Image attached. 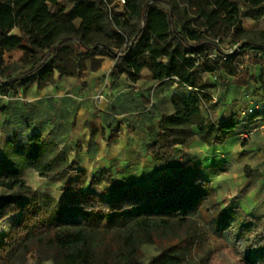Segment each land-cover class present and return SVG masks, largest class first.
I'll return each mask as SVG.
<instances>
[{
  "label": "trees",
  "instance_id": "trees-1",
  "mask_svg": "<svg viewBox=\"0 0 264 264\" xmlns=\"http://www.w3.org/2000/svg\"><path fill=\"white\" fill-rule=\"evenodd\" d=\"M112 3L74 0L68 13L52 14L49 6L57 7L59 0H0V54L20 50L38 57L15 79L0 81V98L8 92L15 95V85L25 92L30 85L41 86L54 72L65 75L61 64L66 57L95 55L99 49L98 56L115 59L112 78L125 73L133 83L146 67L154 81L173 78L178 87L193 88L186 97L171 96V114H163L154 139L142 146V154L152 162H168L194 134L207 148L223 147L234 138L242 124L236 116L218 124L201 114V107L212 99L210 85L198 77L210 71L204 63L208 50L221 55L217 43L223 37L264 54V32H246L241 24V18L264 20V0H124L122 12L111 16ZM143 54L147 66L137 62ZM78 68L76 64L67 75H79ZM9 72L0 66V78ZM258 81L264 83V69ZM248 117L247 124L264 118V110ZM29 143L39 152L57 150L54 142L44 144L39 134H33ZM64 165L75 178H61L63 205L35 195L19 203L29 191L18 177L21 171L0 180L1 190L17 194L0 197V222L17 215L0 244V264H25L29 257L51 264H214L201 224L219 221L226 213L216 209L210 213L204 205L208 200L216 205V192L196 156L180 165L179 172L188 174V181L165 174L151 188L132 185L102 194L91 190L115 185L108 169L101 170L99 179L89 180L85 170ZM35 170L40 177L53 172L50 164ZM174 205L192 210L178 213L171 209ZM71 213H80L82 222L66 221ZM243 220L255 221L244 214ZM255 231V245L263 247L264 224ZM153 245L157 254L144 261L142 248Z\"/></svg>",
  "mask_w": 264,
  "mask_h": 264
},
{
  "label": "rangeland",
  "instance_id": "rangeland-1",
  "mask_svg": "<svg viewBox=\"0 0 264 264\" xmlns=\"http://www.w3.org/2000/svg\"><path fill=\"white\" fill-rule=\"evenodd\" d=\"M112 2L110 15L120 14V3ZM73 4L74 0H59L57 7L49 6V11L52 14L68 13ZM217 45L221 55L207 51L204 63L210 71L200 74L198 80L210 85L207 92L212 101L207 107H201L204 117H211L221 124L234 115L242 123L234 138L223 147L207 148L194 134L168 162L149 160L141 149L154 139L161 116L168 112V95L176 93L177 97H183L186 91L171 88L173 85L169 80L155 85L156 82L144 78L145 74L142 86L131 89L130 93L133 96L139 92L142 95L139 102L116 101L114 92L119 85L126 87V84L112 82L110 70L115 59L109 57L112 59L108 69L99 72L96 79L88 77L89 70L99 69L97 57L101 52L97 49L95 55L80 56L79 60L66 57L61 64L65 75L54 72V75L59 74L57 78L53 75L37 86L41 90L33 97L36 99L27 101L19 85H15V95L8 92L6 100L0 99V180H9L11 174L21 171L18 177L25 181L29 191L18 199L19 203L35 195L41 201L52 197L63 205L65 194L61 178H75L73 173L65 172L64 164L85 170L89 180L99 179L101 170L108 169L115 185H102L91 190L102 194L132 185L151 188L165 174L188 181L189 175L179 172L180 165L196 156L203 164L205 180L216 192V205L209 200L204 205L210 213L214 209L226 213L219 221L201 224L205 248L212 252L211 261L214 264H263L264 246L255 245V230L258 224H264V138L253 135L242 141L237 135L240 132L248 134L250 130L247 124L250 118L242 112L252 103L264 107V84L258 81V75L264 69V54L257 49L243 50L228 37L221 38ZM37 59V56L20 50L1 53L0 66L8 68L10 74L0 81L15 79ZM137 62L147 66L149 61L146 56L138 55ZM76 64L79 75L68 76ZM241 81L245 83V91L240 88ZM157 92L161 95H155ZM98 97L102 99L98 101ZM33 134H39L44 144L54 141L57 150L37 151L33 143H29ZM47 164L53 172L40 177L36 166ZM16 195L0 189V197ZM171 209L178 213L192 210L189 206L179 205ZM243 214L255 221H244ZM12 216L0 222L1 243L11 230L3 232L11 223L9 219L15 221L17 218V215ZM65 219L78 223L82 222V215L71 213ZM142 249L144 261L158 252L155 245ZM46 262L37 263L35 258L29 257L25 264H49Z\"/></svg>",
  "mask_w": 264,
  "mask_h": 264
},
{
  "label": "crops",
  "instance_id": "crops-1",
  "mask_svg": "<svg viewBox=\"0 0 264 264\" xmlns=\"http://www.w3.org/2000/svg\"><path fill=\"white\" fill-rule=\"evenodd\" d=\"M241 24H242V26H243V29L246 31V32H252V33H258V32H264V20H257V21H255V20H252V19H250V18H241ZM238 45H239V43H238ZM244 50V49H243ZM144 56H146L145 54H143ZM99 60H100V64H99V69L97 70V71H93V70H89L88 71V73H89V75H88V77H90L91 79H96V78H94V77H96L98 74H99V72H103V70H107L108 69V67H109V63H110V61H111V59L112 58H109V57H107V56H105V55H103V56H98L97 57ZM110 59V60H109ZM114 59V58H113ZM165 61V59H162L160 62H164ZM112 69V68H111ZM111 71V70H110ZM146 74V75H145ZM58 75L59 74H56L55 73V77L57 78L58 77ZM144 75H145V77H144ZM144 78H149L152 82H156L155 83V85H159V83L160 82H162V81H164V80H169L170 81V84H172L173 86L171 87V88H179V90H183V91H186V95H184L183 97H186V96H188L190 93H192V91H193V88H181V87H178L177 85H175V82H173V78L171 79V78H165V79H163L162 81H160V82H157V81H154L153 79H152V74H151V71H149L148 70V68L147 69H142L141 71H140V74L138 75V79L135 81V82H130L129 81V79H128V75L127 74H125V73H123V74H121V75H119L118 76V78H112V82H114V83H117V82H120V81H122L123 83H125L126 84V87H122V85H119V87L116 89V91L114 92V98L115 97H117L116 98V101H119L120 100V102L123 100V99H125V102H127V103H129V102H131V103H134V102H139V97L140 98H142V95L139 93V92H135V94H133V96H131V89L133 90V88H136V87H140V86H142L141 84V80L143 79V77ZM119 80V81H118ZM241 83V86H240V88H241V90L242 91H245V87H244V85H245V83H243L242 81L240 82ZM264 84V83H263ZM127 87H128V89H127ZM126 88V89H125ZM130 88V89H129ZM40 90L41 89H39V88H37V85H35V84H33V85H30V87H28L27 89H26V91H25V95H26V97H27V101L29 100V98L31 99V100H33V99H36V98H33L34 96H38L39 95V92H40ZM137 93H139V94H137ZM121 94V95H120ZM122 95H124L125 97H122ZM155 95H161L160 94V92H157V93H155ZM171 96H177V94L176 93H174V94H170V95H168V97H167V100H168V102H169V106H168V112L167 113H165V114H171V112H172V109H171V104H170V98H171ZM1 98L2 99H7V97L6 96H1ZM0 98V99H1ZM128 98V99H127ZM123 102V101H122ZM249 103H251V102H249ZM253 104V103H252ZM251 104V105H252ZM250 105V106H251ZM250 106H248V107H250ZM163 116V115H162ZM161 116V117H162ZM7 117V116H6ZM161 119V118H160ZM264 125V122L263 121H259V120H256V121H252L250 124H248V126L250 127V130H249V132H248V134H246L247 135V138H249V137H252L253 135H255L256 137H263L264 138V131H263V126ZM238 129H240L239 127H238ZM237 138H238V135H237ZM246 138V139H247ZM233 139V138H232ZM231 139V140H232ZM246 139H241L242 141L243 140H246ZM230 141V140H229ZM229 141H227V142H229ZM54 142V141H53ZM226 142V143H227ZM55 143V142H54ZM179 149V148H178ZM177 149V150H178ZM176 150V151H177ZM173 157V156H172ZM171 157V158H172ZM170 158V159H171ZM14 216H12V218H13ZM17 220V218L15 219V221ZM9 221H11V223L8 225L7 224V226H6V229L5 230H3V232L4 231H6L7 230V232L11 229V227L13 226V224H14V220L13 219H9ZM7 223H9V222H7ZM1 241L2 240H0V244H1ZM35 261V260H34ZM45 263V262H44ZM46 263H48V262H46ZM49 264H51V262H49Z\"/></svg>",
  "mask_w": 264,
  "mask_h": 264
},
{
  "label": "built area",
  "instance_id": "built-area-1",
  "mask_svg": "<svg viewBox=\"0 0 264 264\" xmlns=\"http://www.w3.org/2000/svg\"><path fill=\"white\" fill-rule=\"evenodd\" d=\"M118 3H120V6L124 3V0H117ZM217 42V41H216ZM102 98L98 97V101H100ZM264 110V107H261L260 105L257 104H252L250 107H247L246 110L244 112H242V115H247V116H251L255 111H262ZM259 121H263L264 122V118H259ZM263 131H264V125L262 126ZM238 137L241 139H246L247 135L243 132H240L238 134Z\"/></svg>",
  "mask_w": 264,
  "mask_h": 264
}]
</instances>
